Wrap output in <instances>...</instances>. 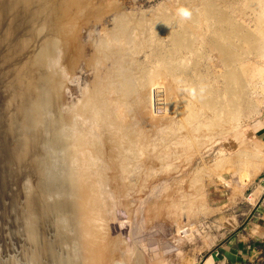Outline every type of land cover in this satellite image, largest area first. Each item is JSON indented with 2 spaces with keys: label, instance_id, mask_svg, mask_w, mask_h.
<instances>
[{
  "label": "rangeland",
  "instance_id": "rangeland-1",
  "mask_svg": "<svg viewBox=\"0 0 264 264\" xmlns=\"http://www.w3.org/2000/svg\"><path fill=\"white\" fill-rule=\"evenodd\" d=\"M63 2L0 0V55L7 50L11 60L10 67L0 64V83L7 84L0 102V264H58L56 248L73 264H212L216 250L234 235L264 242V144L255 136L264 128V107L241 119L242 126L229 129L228 135L203 134L188 147L169 136L168 125L176 120L170 106L135 105L122 113L113 95L105 93V115L115 121L109 129L79 113L101 80L110 81L115 74L121 81L113 83L118 85L164 79L157 56L170 51L168 39L152 40L151 29L137 35L133 25L159 23V17L180 8L177 0H88L81 15L71 13L62 20L72 21L78 31L74 47L64 31H53L52 11ZM119 12L123 23L130 24L122 67L119 46L108 40L120 23L115 22ZM102 42L117 54L99 63ZM140 42L148 46L131 58ZM44 43L59 47L58 63L54 56V63L33 62ZM190 56L185 54L189 66L194 59ZM203 56L202 69H189L204 73L220 92L224 84L218 77L225 67L216 54ZM48 74L56 83L44 88L48 115L42 119L35 153L20 163L10 157L6 113L11 125L22 124L26 90L35 85L29 79L36 82ZM167 85L168 80L164 90L179 93L178 86ZM244 152L251 159L238 157ZM77 176L78 191L72 188ZM57 201L70 208L79 205L80 214H55L51 224L65 227L67 238L81 229L89 237L61 243L54 232L50 236L43 229L39 255L29 247L27 232L41 216L39 204Z\"/></svg>",
  "mask_w": 264,
  "mask_h": 264
},
{
  "label": "bare ground",
  "instance_id": "bare-ground-1",
  "mask_svg": "<svg viewBox=\"0 0 264 264\" xmlns=\"http://www.w3.org/2000/svg\"><path fill=\"white\" fill-rule=\"evenodd\" d=\"M87 1L64 0L60 6L56 5L52 11L54 33H62L64 31L72 47L77 43L76 35L78 31L72 21L62 20L64 17H71V13L76 17L81 15V9L86 5ZM177 2L180 4V8L168 14L159 15L161 16L157 19L158 21L160 20L159 23L157 21H139L133 25V31L137 35H140L142 31L151 29L152 40L154 38L160 41V38L163 37L168 39L170 51L168 54L160 51L161 53L157 56L161 71L165 74H163L164 79L161 80L160 78V81L148 83V85L146 83L118 85L114 83H120L121 80L115 74L110 81L101 80V83H104L83 101L79 112L81 115L91 118L97 124H103L105 129H109V126H114V119L105 115V101L103 100L105 93L113 95L114 101L120 105L122 113H125L127 109L135 105L138 107L144 104L148 106L158 105V107L161 105L162 107L165 105L170 106L169 110L171 109L173 115L176 116V120L169 123V125L167 124L169 136H177L180 143L188 147L192 143L199 141L198 139L203 134L215 135L221 133L224 135L227 133L228 135L229 129L232 131L235 127L237 128V124L241 122V119L251 117L249 115L255 114V111L264 107V0H177ZM88 6H91V4ZM237 17H241L239 19L241 22L238 21ZM143 18L148 20L147 17ZM124 21L126 19L119 12L116 15L115 22L120 23H115L114 29L108 35V40L114 41L119 46L118 51L122 57L121 67L123 66V42L130 33L127 30V26L130 24L127 25L126 22L123 23ZM171 24L172 29H169ZM103 43L101 47L97 48V60L99 63L106 61L112 54L113 56L117 54L116 50L105 47ZM147 46V43H138V47L133 51L131 58L134 57L137 51ZM60 51L57 45L51 44V46H48L44 43L42 48L37 51L33 62L37 64L43 62L46 65L52 61L54 56L53 61L58 63ZM206 53L216 54L222 61L223 67H225V73L218 77V79L221 78L224 84L220 92H217L206 81L202 76L204 73L200 75L193 72L195 70L189 69L191 66H199V60ZM185 54L193 56H190L192 59L194 58L191 66H189L190 63L187 62ZM250 55L253 58L249 61ZM10 61L7 50L3 51L0 55V64H6V66L10 67ZM200 68L202 69V67ZM23 78H25V75ZM166 80L170 84V86L167 85L168 88H172L173 85L178 86L179 93L175 94V92L171 93V91L164 90L163 84ZM29 81H32L35 85L32 88L28 86L26 90V120L18 126H13L10 123L9 114L6 113L8 132L10 130L11 138L10 157L20 163L27 160L36 151L42 119L48 115V104L46 101L49 100L44 97V88L55 83L49 74L37 77L36 82L31 79ZM3 82L0 83L1 103H4L7 88V84ZM57 88L55 89L57 90ZM250 99L256 100L252 103ZM251 109H253L252 112ZM206 112L207 116H205ZM239 125V127L242 126L241 123ZM179 133H186L185 135L187 136H178ZM120 138L127 145V139L124 134ZM116 143L119 144L118 142ZM132 143L135 144L134 141ZM94 146L95 148L98 147L97 145ZM131 146L134 145L129 144V147ZM88 150L92 157L94 148L90 146ZM245 152L238 157L240 158L244 155V157L251 159V157L246 156ZM242 159L239 161H243ZM122 161L127 162V159H122ZM73 181L74 185L72 188L78 191V176ZM76 206L74 207L73 205L70 208L71 206L63 201H57L53 204H39L38 211L41 212V216L32 221L26 236L28 245L33 249L34 253L41 255L40 249H42L44 244L43 229H45L47 235L50 233V236L54 232L52 234L58 242L62 240L69 242L73 239L76 241L83 234L89 237L88 230L81 229V231H74L73 239L67 238L65 227L63 228L59 223L51 224L53 215L59 214L63 216L66 213L72 215L80 209L79 205L78 207ZM86 222L88 226L91 225L90 221L87 220ZM55 247H58V244ZM56 250V261L58 264H73L74 261L65 259L63 252H60L59 248H56Z\"/></svg>",
  "mask_w": 264,
  "mask_h": 264
},
{
  "label": "crops",
  "instance_id": "crops-1",
  "mask_svg": "<svg viewBox=\"0 0 264 264\" xmlns=\"http://www.w3.org/2000/svg\"><path fill=\"white\" fill-rule=\"evenodd\" d=\"M255 136L264 144V128ZM212 264H264V242L234 235L216 250Z\"/></svg>",
  "mask_w": 264,
  "mask_h": 264
}]
</instances>
